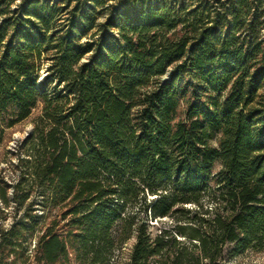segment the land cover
Instances as JSON below:
<instances>
[{
	"label": "trees",
	"instance_id": "1",
	"mask_svg": "<svg viewBox=\"0 0 264 264\" xmlns=\"http://www.w3.org/2000/svg\"><path fill=\"white\" fill-rule=\"evenodd\" d=\"M40 104L0 264L264 251V0H0V146Z\"/></svg>",
	"mask_w": 264,
	"mask_h": 264
},
{
	"label": "rangeland",
	"instance_id": "2",
	"mask_svg": "<svg viewBox=\"0 0 264 264\" xmlns=\"http://www.w3.org/2000/svg\"><path fill=\"white\" fill-rule=\"evenodd\" d=\"M47 72L42 71V76H45ZM42 105H38L33 114L23 122L17 124L13 128L7 130L6 140L0 146V170L2 173L7 174V177L12 176L13 167L12 164L16 161V148L20 141H22L34 128V120L41 113ZM1 204V203H0ZM11 221V218L5 220L6 224ZM133 241L126 244L122 253L120 254L121 264H128L129 254L131 251ZM72 264H77L73 262ZM225 264H264V251H247L243 255L234 257L227 261Z\"/></svg>",
	"mask_w": 264,
	"mask_h": 264
}]
</instances>
